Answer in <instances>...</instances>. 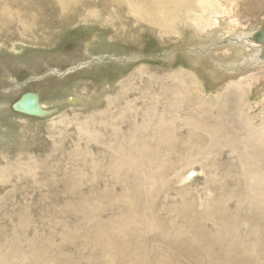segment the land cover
Instances as JSON below:
<instances>
[{
    "label": "bare ground",
    "instance_id": "bare-ground-1",
    "mask_svg": "<svg viewBox=\"0 0 264 264\" xmlns=\"http://www.w3.org/2000/svg\"><path fill=\"white\" fill-rule=\"evenodd\" d=\"M249 1L0 0L2 46L8 39L49 46L56 22L68 31L92 20L111 26L110 38L134 43L138 31L124 19L163 45L181 38L183 18L198 16L192 23L202 19L197 29L205 32L231 13L219 54L230 57V72L249 70L222 82L214 99L187 72L159 77L142 68L131 78L148 75L152 83H129L115 94L75 85L70 106L63 103L66 127L38 157L22 149L30 132L7 137L4 127L0 264H264V47L252 38L264 26V0ZM213 62L216 72L226 69ZM255 89L262 98L252 102ZM29 95L35 112L17 106ZM61 102L28 92L15 108L44 118L49 104Z\"/></svg>",
    "mask_w": 264,
    "mask_h": 264
},
{
    "label": "rangeland",
    "instance_id": "rangeland-1",
    "mask_svg": "<svg viewBox=\"0 0 264 264\" xmlns=\"http://www.w3.org/2000/svg\"><path fill=\"white\" fill-rule=\"evenodd\" d=\"M210 4L206 6V9ZM100 19L108 22L105 16ZM186 19L183 18L182 25L179 26L181 38L173 41L171 38L174 35L167 37L166 44L163 45L153 31L137 28L139 25L132 21H126V19L124 20L128 23L130 30L138 31L133 35L137 40L134 43L122 42L121 37L110 38V33L114 34L115 30L108 24L104 26L95 20H92V23L82 22L68 31L61 30L60 25L56 22L53 27L54 29L58 28L60 35L58 34L55 41L49 46H22L19 42L11 46L12 41L8 39L6 46L0 45V133L2 134L6 129L4 133L7 137L10 135L16 137L21 134V130L30 132L32 134L30 145L22 149L23 152L38 157L42 152H45L41 147L50 148L51 141L57 137L59 130L66 127L61 119L69 109H65L63 103L70 106L66 98L71 96L75 85L80 91H88L89 88L97 85L101 86L104 95L118 93L122 87L129 83L141 88L148 82L152 83L147 78L148 75L131 78L142 68L150 70L159 77L162 75L172 76L175 73H192L204 85L202 88L207 93L206 99L216 97V93L221 90L218 86L222 82L229 79L230 81L228 80L227 83H232L231 80L235 76L247 78L249 74L247 68L240 66L231 73L226 66L230 57L227 59L220 57L222 48L227 47L225 41L230 38V34L224 33L225 30L222 28L226 23L231 24L233 21L231 13L224 19L220 18L222 25L219 24L216 29L205 32H203L204 29H197V26L202 24V19L198 21V25L192 23L193 20L199 19L198 16H192L189 21ZM118 30L120 31V29ZM138 34L141 35L137 36ZM94 35H98V40H93ZM221 35L223 36L220 37ZM87 42H93V44L87 48ZM238 58L236 57V60ZM213 60L225 65L226 69L220 66L216 72ZM236 63L238 64L239 60ZM73 68L75 70L71 71L70 69ZM211 69H214L212 73ZM53 70L66 74L60 76ZM125 75L129 76V80L125 81L130 82L120 83ZM109 83L113 87H109ZM199 88L196 91L201 90V87ZM261 90L264 92V89ZM261 90L255 89L252 92V102L261 100L262 97L259 94ZM28 92L37 94L39 100L44 103L61 98L62 104H49L47 107L50 113L44 118L20 115L15 111L14 106ZM104 106L105 102L95 108ZM88 110L87 108L82 111L77 110V113L86 114ZM14 148L18 149L17 144H13L11 149H8L6 153L8 157L12 155ZM4 151V149H0V158ZM0 163L1 165L6 164L3 160Z\"/></svg>",
    "mask_w": 264,
    "mask_h": 264
},
{
    "label": "water",
    "instance_id": "water-1",
    "mask_svg": "<svg viewBox=\"0 0 264 264\" xmlns=\"http://www.w3.org/2000/svg\"><path fill=\"white\" fill-rule=\"evenodd\" d=\"M252 38L257 43L262 44L264 47V26L257 33H255ZM260 56H261L260 60L264 61V50H263L262 55ZM17 106H19L20 109H27V110L31 109L32 111L34 110V112L37 111V104H36L34 95H29L27 98H24L23 100H21V102ZM14 109L16 111L15 106H14Z\"/></svg>",
    "mask_w": 264,
    "mask_h": 264
}]
</instances>
